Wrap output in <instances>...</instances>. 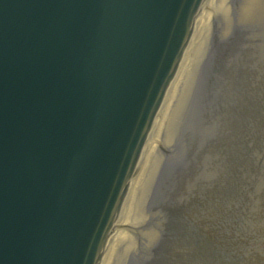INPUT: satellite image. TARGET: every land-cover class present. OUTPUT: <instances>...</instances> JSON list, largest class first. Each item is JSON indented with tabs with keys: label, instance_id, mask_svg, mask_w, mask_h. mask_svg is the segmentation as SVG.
Masks as SVG:
<instances>
[{
	"label": "water",
	"instance_id": "1",
	"mask_svg": "<svg viewBox=\"0 0 264 264\" xmlns=\"http://www.w3.org/2000/svg\"><path fill=\"white\" fill-rule=\"evenodd\" d=\"M211 0H0V264H103Z\"/></svg>",
	"mask_w": 264,
	"mask_h": 264
},
{
	"label": "rangeland",
	"instance_id": "2",
	"mask_svg": "<svg viewBox=\"0 0 264 264\" xmlns=\"http://www.w3.org/2000/svg\"><path fill=\"white\" fill-rule=\"evenodd\" d=\"M256 1L255 6L261 2ZM226 3L231 22L216 6L212 14L223 16L224 22L211 21L203 32L206 59L194 77L189 109L173 148L180 169L169 163L166 173L158 176L149 220L142 229L133 230L128 264L147 260L183 264L204 247L215 255L214 248L222 244L216 242L217 234L225 237V246L232 247L258 225L257 217L246 211L240 218L234 206L244 203L241 196L245 200L253 196L264 179V131H258L264 120V21L250 19L255 6L250 12L242 11L244 0ZM231 25L244 31L236 32ZM227 124L235 128V138H225ZM151 211L158 217L154 221ZM259 233V239L251 237L244 244L245 248L252 245L244 253L264 257V227Z\"/></svg>",
	"mask_w": 264,
	"mask_h": 264
},
{
	"label": "bare ground",
	"instance_id": "3",
	"mask_svg": "<svg viewBox=\"0 0 264 264\" xmlns=\"http://www.w3.org/2000/svg\"><path fill=\"white\" fill-rule=\"evenodd\" d=\"M221 1L222 0H211L207 8L141 159L103 264H128L131 254L133 253L132 246L135 242L133 230L138 228L142 229L141 227H143V225L149 220L147 212L149 209H152L151 205L155 199L154 196L156 191L154 190L158 176L160 173L161 176L166 173V165L169 163L180 169L179 166H176L178 159L174 155L173 148L179 142L178 136L182 130L183 117L189 109L187 107L189 106L188 103L192 93L194 77L202 66V60L206 59L207 44L203 43V32L205 34V29H208L211 21H214L215 23L217 21L218 25L223 24L224 21L222 20L223 22H221L220 20L223 16L212 14L213 9H215L216 6H218V8L220 7V9H216L222 10V14L226 15L229 23L231 22L228 14L229 5L226 3V0ZM255 1L256 0H244L243 5L241 6L242 11H244V13L250 12L252 7L256 4ZM252 15L253 16L250 17L251 20L261 19L264 21V0H261L260 4L255 6V11ZM232 25L230 26L231 28ZM232 30L239 33L244 31L242 28L236 26H233ZM215 31H217L216 27ZM197 40L200 41L198 45L195 44ZM189 58H192L191 64L189 63ZM230 126V124H227L225 127L226 139L235 138L234 131L232 130L234 127L232 126L233 128H230ZM258 131L260 133L264 131V120L262 124L258 126ZM223 134L224 132L220 135L222 136ZM226 141L230 142V140ZM189 164L192 165L191 163ZM253 166L256 168V161L253 163ZM260 170L261 168L257 171V176L259 175ZM242 176L243 174H241V178ZM221 187L222 185L218 188L221 189ZM243 196H241L240 200H243L244 203L239 202L237 206H234V209L239 210L240 218H242L241 215L244 211H246L248 216L254 215L257 217L256 221L258 222V225L253 226L247 235H241L238 243L235 242L232 247L228 245L225 246V237L217 234L216 242H221L222 244L221 246L214 248L213 252L215 255H211L209 248L204 247L203 252H200L203 256L195 252L193 259H187L183 264H264V257L260 254L243 252L244 249H248L249 251L252 250L249 249L252 246L251 244H249V248H245L246 243L252 238L259 239L261 234L259 233L260 228L264 227V179L262 180L261 185L259 184V186H257L253 196L249 197L248 200L243 199ZM153 197L154 199L152 200ZM149 213L150 218L153 219V221L158 218L152 213V211ZM149 232L153 231L149 230ZM217 254L222 256L218 258ZM206 255H210L211 257L205 258ZM141 264L153 263L151 261L148 262L147 260L141 262ZM155 264H160V262L158 261Z\"/></svg>",
	"mask_w": 264,
	"mask_h": 264
}]
</instances>
